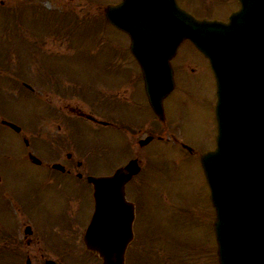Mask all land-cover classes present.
I'll return each instance as SVG.
<instances>
[{"label": "rangeland", "instance_id": "1", "mask_svg": "<svg viewBox=\"0 0 264 264\" xmlns=\"http://www.w3.org/2000/svg\"><path fill=\"white\" fill-rule=\"evenodd\" d=\"M108 1L114 0H74L72 3L57 0H35L34 3L32 0V5L38 7L28 8L26 4L30 0H21L23 8L27 9L21 10L18 18L14 16L13 22L0 10V77L8 75L9 70L1 64V54L5 53L1 49L5 47L1 31L8 30L12 33L11 37L17 38L15 43L9 44V56L15 57L17 61L16 55H23V64L26 57L32 60V69L28 66L25 74L33 92L41 96L9 88L6 95L0 98V112L6 115L0 119L11 118L27 129L33 125L42 127L49 123L51 112L50 78L78 82L80 86L76 91L85 97L89 96L85 88L90 84L107 80L110 74L105 62L111 60L118 32L103 19L82 20L64 15L50 19L43 15L45 9L99 11L104 9ZM178 2L197 18H227L237 7L236 0ZM181 62H188L191 66H185L186 70L180 71L176 92L165 103L168 138L144 148L142 182L138 183L139 189L133 187L131 192L133 195L139 193L141 206L137 226L144 241L135 244L134 250L133 247L129 249L127 264H218L212 229L213 209L200 163L201 155L214 149L216 144V83L207 59L188 42L181 46ZM192 67L196 69L195 72L190 71ZM68 100L76 103L80 99L73 95ZM68 120L75 133L73 142L76 150L87 155L84 156L87 169L94 172L113 170L127 159L123 139L119 137L116 140L111 129L96 127L79 118ZM149 122L151 128L162 126L152 114L149 115ZM91 131L98 132V135L91 134ZM98 141L115 150L105 147L103 155L106 156V162L92 155L95 154ZM182 144L189 146L194 153H188ZM37 145L40 147L44 144L39 141ZM45 149L46 152L40 154L47 157L60 152L56 144L53 148L51 144L50 147L45 146ZM89 149L92 154L87 151ZM20 150L17 135L0 125V155L16 157L15 161H10L9 177L5 176L4 181L0 182V219L1 213L14 209L13 201L17 199L14 194L20 188L39 193L49 192L50 205L57 199L62 200V192H78L84 195L88 209L90 191L84 182L61 176H56V182H48L46 170L23 162L17 153ZM11 170L13 173L9 172ZM29 174H34L36 178L21 183V178ZM10 192L14 196H9ZM8 225L11 226V223ZM130 254L133 256L130 257ZM0 264H4L1 257ZM7 264H14V260Z\"/></svg>", "mask_w": 264, "mask_h": 264}, {"label": "water", "instance_id": "2", "mask_svg": "<svg viewBox=\"0 0 264 264\" xmlns=\"http://www.w3.org/2000/svg\"><path fill=\"white\" fill-rule=\"evenodd\" d=\"M238 2L227 23L199 20L176 0H122L106 8V17L131 36L156 111L173 87L170 59L183 41L209 59L217 85L218 134L216 149L202 155L201 163L216 213L219 264H264V0ZM156 86L162 87L160 93ZM128 169L127 176L118 172L91 179L97 212L104 214L111 203L103 189L136 171L133 164ZM97 212L87 244L100 252L104 264H123L126 243L99 238L104 226Z\"/></svg>", "mask_w": 264, "mask_h": 264}, {"label": "flooded vegetation", "instance_id": "3", "mask_svg": "<svg viewBox=\"0 0 264 264\" xmlns=\"http://www.w3.org/2000/svg\"><path fill=\"white\" fill-rule=\"evenodd\" d=\"M117 2L119 0L115 3ZM0 6L3 15L12 22L13 17L18 18L19 12L23 10L21 0H1ZM75 14V16L80 15L91 19H102L103 17V12L100 11H84ZM3 35L7 43L17 40L11 37L12 33L8 30L3 32ZM25 62L29 61L25 60ZM171 62L176 86L165 98L164 108L166 101L178 87L179 74L183 66L180 49ZM105 65L110 74L107 80L90 84L88 88H85V90L88 89L86 93L89 96L85 97L80 94L82 101L76 103H70L68 100L71 87L66 82L55 79L52 81L53 86L50 88L53 93L52 97L57 99H50V123L43 125V129L35 125L31 129L20 125L17 130L8 128L19 138L21 150L17 153L20 154L19 158L23 162L45 169L48 182H56L58 179L56 176L71 177L84 182L90 191V200L88 209H86L83 194L81 196L78 192H62L64 195L62 200L57 199L50 205L49 192L39 193L20 188L14 194L17 197L13 201L14 209L4 213L5 215L1 213L0 257L2 263L7 264L8 261L14 260V264H50V261H54L51 264H81L80 259L88 258L96 261L95 264H102L100 256L88 250L85 245L86 229L94 211L93 186L88 178L108 176L112 174V170L94 172L86 168L84 156L87 155L85 152H78L73 142L75 133L72 125L67 121L70 115L84 118L96 127L111 129L116 140L119 137L123 139V150H126L128 161L137 159L141 165L140 175L132 177L125 184L124 189L126 199L134 203L133 237L129 242L127 252L131 244L144 241V236L142 237L137 226L138 210L141 206L139 193L135 192L133 195L131 192L133 187L139 189L138 183L142 182L145 146L141 145V139L146 135L153 137L152 142L164 138L162 133L167 129L166 110L164 119H159L153 112L147 97L141 64L130 50V37L127 34L120 33L118 37H115L111 60L106 61ZM191 71L195 72L194 69ZM16 79L19 80L20 77L16 75ZM150 114L162 125L161 127L151 128ZM91 134L98 135V132L91 131ZM39 141L46 147H50V144L52 148L55 144L58 145L60 152L51 157L41 155L40 153H45L46 149L44 145L38 147ZM106 146L109 145L98 141L95 154H92L90 150L87 151L102 162H106V156L103 155ZM52 154H54L53 149ZM15 158L13 155L4 157L0 155V182L4 181L5 176L9 177V164L10 161H15ZM56 164L60 167L54 168ZM9 172L13 173L12 170ZM33 178H36L34 174L26 177L24 175L21 183H26ZM8 195L14 196L11 192ZM122 215L126 216L127 213ZM112 219L113 223L124 227L121 224L123 219H119L118 214L112 215ZM8 223H11V226Z\"/></svg>", "mask_w": 264, "mask_h": 264}]
</instances>
